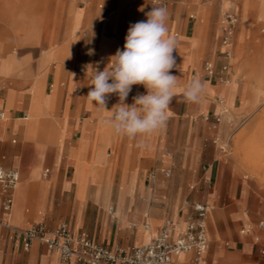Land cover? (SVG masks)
<instances>
[{
	"label": "crops",
	"instance_id": "1",
	"mask_svg": "<svg viewBox=\"0 0 264 264\" xmlns=\"http://www.w3.org/2000/svg\"><path fill=\"white\" fill-rule=\"evenodd\" d=\"M25 3L17 0L15 6H4L0 2V114L3 115L0 163L19 172L10 224L23 227L41 220L53 228L60 221H66L74 234L86 232L109 247L141 245L158 233L165 219L184 221L192 203L200 201L211 205L206 218L209 246L202 264H264V230L256 226L264 218V178L254 171L252 164L255 166L256 160L243 148L247 139L253 140L252 132L259 119L251 92L245 97L240 92L236 107L235 81L230 85L229 80L224 83L201 74L196 76L190 73L191 64L175 67L171 72L177 76V86L166 126L135 139L117 134L104 123L109 113L98 110L86 98L89 88L93 87L89 85L93 68L97 62H101L98 70L107 66L104 45L98 47L95 58L100 38L96 36L97 13L86 9L83 17L72 16L70 10L80 8L75 6V0H52L53 9L47 10L44 18H30L25 12ZM248 3L240 16L242 33L249 27L248 13L259 8ZM98 6L103 8L102 3ZM228 9L234 10L238 18L234 6L229 5ZM149 10L143 9L125 18L124 34L111 36L113 54L118 48L123 49L130 24L146 20L145 13ZM113 12L110 10L109 14ZM214 12L218 14V9ZM257 20L264 22L262 17ZM57 21L60 40H67L56 49V37L49 26ZM80 21L89 29V34L77 43L70 36V28ZM40 24H45V28L38 34ZM220 24L221 19L217 30L216 21L206 23L205 36L200 23L191 22L182 14L178 18L168 17V31L176 25L179 30L178 48L173 52L176 65L183 60L192 62L200 54L207 57L214 54L210 61L219 65ZM216 37L217 48L213 51ZM17 38H25V44L30 45L21 48H38L37 55L33 57L27 51L17 56L18 59L8 56L11 45L17 46ZM36 38H43V49L31 45ZM234 39L235 35L228 78L232 74ZM187 46H190L189 53L184 51ZM74 49L71 62L67 55ZM51 60L57 63L48 64ZM75 66L83 72L73 71ZM193 79H200L205 85L199 102H188L184 96L186 85ZM146 91L143 85H133L125 103L131 105L133 97ZM116 103L118 96L111 94L107 110ZM227 107L234 110L229 112ZM217 113L230 115L222 118L219 125L223 133L228 131L227 126H231L236 113L242 118L254 114L251 128L244 127L236 133V153H242L236 158V166L221 162L212 140L217 133L200 118L202 114ZM201 164L209 165L204 173ZM116 165L119 187L114 194ZM164 168L171 170L169 178L163 176ZM151 171H156L155 181L146 185L141 178L146 179L145 175ZM238 172L244 180L233 199L231 184L240 181ZM204 175L209 184L202 182ZM192 182L195 184L190 185ZM226 182L229 186L223 189ZM220 200L230 203L220 207ZM153 201L163 206L158 207ZM111 202L115 209L109 205ZM134 221L141 222L137 236L136 227L130 226ZM248 224L252 228L242 233L241 229ZM178 259L190 263L192 254H180ZM0 264H59V257L57 252L37 243L28 251L22 250L12 242L8 230L0 226Z\"/></svg>",
	"mask_w": 264,
	"mask_h": 264
},
{
	"label": "rangeland",
	"instance_id": "2",
	"mask_svg": "<svg viewBox=\"0 0 264 264\" xmlns=\"http://www.w3.org/2000/svg\"><path fill=\"white\" fill-rule=\"evenodd\" d=\"M25 1L26 3L24 9L26 14L30 18L37 17L39 19L41 16L44 18L43 15L45 14V12L47 10L53 9L52 0H25ZM82 1L83 0H75V6L80 8L73 7L72 10H70V14L72 16L75 14L77 16L83 17L86 9L90 12L95 11L97 13L98 26L96 30V36L97 37L100 36V38L97 45L95 58L97 56L98 47L100 45L101 46L104 45L103 52L106 54L105 66L108 64L109 58L112 55H114L111 50L112 43L114 40L111 36H119L124 34L125 32L124 30L126 26L125 18L128 15H135L138 12H142L140 10L141 8L151 9L153 6L159 7L158 5L153 3L152 0H88L84 4L81 3ZM161 1H165L168 5V10H167L168 17L177 16L178 18L182 14L185 19L191 22L196 21L200 23L201 26L204 28L205 36H206V31L208 30V28L206 29L207 26H205L206 23L211 21V24H214V22L216 21V27L218 30L222 13L227 9V7L229 5L234 6L238 10V18L236 24L237 29L235 32V39L233 43L234 51H233V60H232V68H231L232 74H231V78L228 79L230 81V85L234 84V81L236 82V107H238L240 92L241 95L245 97L248 95L249 91L255 87V81L253 79H249L247 74L250 73L252 70V73L255 76L264 79V48L257 46L258 42L264 40V31H262V28H264V24H260L264 22L262 21L259 22L257 20L259 17H262V19H264V0H259L257 2L256 6L259 7L258 9L248 13L249 14L248 19L250 20L249 27L246 30H244L243 33L240 30V16L245 11L244 10L245 5L248 2L254 0H161ZM0 2H2L4 6L6 5L15 6L14 4L17 2V0H0ZM100 3L103 4V8H99L98 5ZM217 9H218V14L214 12ZM110 10H114V12L112 14H109ZM199 17L202 18L203 21H200ZM109 19L111 20L112 23L108 21ZM44 28H45V24H40L39 28L37 29V33L40 34V32L44 30ZM49 30H52L53 34L56 37L55 48L57 49L61 47L67 39L60 40L59 32H58V21L55 22L53 25L49 26ZM168 32L172 36H174V33H178V36L175 38L177 39L179 37V30L177 25L174 26L172 29H170ZM88 34H89V29L87 27H83L81 21L76 25L71 24L70 36L76 39L77 43L80 41L81 37L86 38ZM25 40H26L25 38H17L15 41L17 46L13 44L11 45L10 50L12 52L8 54V56L18 59L17 56H21L25 52L31 51L33 57H35L39 52V49L29 48V47L21 48L24 46H30L25 44ZM217 43L218 41L216 37L212 49L213 51L216 50ZM43 44H44L43 38H36L35 43L31 45H38L40 48L43 49ZM184 51L186 53H189V51H191L190 46L185 47ZM74 53H75V49L71 50L67 55V59H69L71 62ZM213 58H214V54L211 57H207L206 55L200 54V57H196L194 61L189 62L188 60H183L181 64L177 65V67L185 68L186 66H188V64H191V67L193 68L190 73H195L196 76H198L201 74L202 62L205 59L212 60ZM56 63L57 61L55 60H51L48 62V64H53V66ZM76 67L77 66H75L72 70L75 71ZM259 103L264 105V102L262 101H260ZM227 109L229 112L234 110L229 107H227ZM253 115L254 114H252L250 117L242 118L241 115H238L236 113L235 115L236 118L234 120H231L230 123L231 126H227L228 127L227 132L223 133L220 127L218 128V130H215L217 134L214 136L212 140H214L215 138L217 139L216 143L213 144H216L217 146V154L222 163H225L226 165H230L234 163L236 166V158L239 159L242 156L241 152L236 153V133H238L244 127H247L248 129L251 128V121H252L251 119ZM224 117L229 118L230 115L228 113H224L222 115V118ZM207 125L209 126L208 123ZM220 146H223L225 148L224 152H222L219 149ZM202 165L205 164H201V169H202ZM118 172H119V167L116 165L114 169V182H113L114 194L116 193L119 187ZM155 172L156 171L148 172L145 175L146 179H144L143 177L141 178L142 182H145L146 185L151 184L152 181L149 180V176L151 173H155ZM237 175L240 181L237 180V183L236 181H234L231 184L234 191L233 199H236V189L240 187L241 181L243 182L244 180L242 178L241 173L238 172ZM194 184H195L194 182L190 183V185H194ZM227 185H228L227 182L224 183L223 189ZM217 188L218 186L216 185V190ZM96 193H99L98 190ZM151 203L157 205L158 207L163 206V204H161L160 202L153 201ZM229 203L230 202L228 200H220V203L218 205L222 207L228 205ZM109 205H113L115 209L114 202H111ZM209 207H211V205ZM95 211L96 208L94 209V212ZM208 218H210V213L208 215ZM40 221L41 220L37 222ZM34 223L36 222H30L28 226ZM43 223H45V221ZM130 226L136 227V236H137L140 233L139 230L141 229V222L134 221L132 224H130ZM208 238L210 239L209 233H208ZM131 245H133V243L129 244L128 246H121L120 244L118 246L120 248L127 249Z\"/></svg>",
	"mask_w": 264,
	"mask_h": 264
},
{
	"label": "built area",
	"instance_id": "3",
	"mask_svg": "<svg viewBox=\"0 0 264 264\" xmlns=\"http://www.w3.org/2000/svg\"><path fill=\"white\" fill-rule=\"evenodd\" d=\"M153 3L159 7L167 4L161 0ZM237 15L234 10L222 13L220 24V50L218 58L220 64L205 60L202 64L201 75L221 82L228 80L230 60L232 58V42L235 35ZM264 31V28H262ZM82 73V68L76 69ZM0 118L3 115L0 114ZM201 120L208 123L211 129L218 130L222 114H202ZM217 139L213 140L216 143ZM219 149L224 152L225 148ZM209 168L208 164L202 165L203 173ZM164 177L171 176V170H161ZM155 173H151L149 180L154 182ZM19 179L16 169L6 168L0 163V226L8 230L10 239L28 251L34 243L44 246L47 250L57 252L59 264H202L203 255L208 249L209 240L206 233V218L209 205L196 201L191 205V212L182 223L167 218L164 220L157 234L141 245L125 248L119 246L109 247L97 242L86 232L74 234L66 221H60L51 228L43 222L31 224L26 227H16L10 224L8 216L13 206V192ZM202 182L209 184V179L204 175ZM110 208L109 212L112 213ZM257 228L264 230V218L256 222ZM248 224L241 229L242 233L251 229ZM256 239H258L256 237ZM264 251V250H262ZM180 254H192L190 263L178 259Z\"/></svg>",
	"mask_w": 264,
	"mask_h": 264
},
{
	"label": "clouds",
	"instance_id": "4",
	"mask_svg": "<svg viewBox=\"0 0 264 264\" xmlns=\"http://www.w3.org/2000/svg\"><path fill=\"white\" fill-rule=\"evenodd\" d=\"M145 16L146 20L130 24L123 49L116 50L103 70H98L101 62H97L89 83L93 87L86 96L98 110L109 113L104 121L107 126L132 139L166 126L177 86V76L171 70L177 67L173 52L178 41L168 33V11L153 6ZM133 85H143L147 91L133 97L129 105L125 101ZM204 89L200 79H193L186 85L184 96L188 102H199ZM111 94L118 96V103L107 110Z\"/></svg>",
	"mask_w": 264,
	"mask_h": 264
},
{
	"label": "bare ground",
	"instance_id": "5",
	"mask_svg": "<svg viewBox=\"0 0 264 264\" xmlns=\"http://www.w3.org/2000/svg\"><path fill=\"white\" fill-rule=\"evenodd\" d=\"M258 1L259 0H254L248 3V5H252V4L257 5ZM257 46L264 48V40L258 42ZM247 76L249 77V79H253L255 81V87L252 88L249 92H251L253 96L252 97L253 108L256 107L255 110L259 111L258 113L259 119L257 120L256 128L252 132L253 140L250 139L251 140L250 141L249 139H247L245 142L246 146H243V148L245 147L246 153L249 155H252V157H254L253 160H256V163H255L256 167L253 166L252 163H250L252 164V168L254 169V171H256L259 175L261 173L260 177L264 178V105L259 103L260 101L264 102V79H261L255 76L252 73V70L250 73L247 74ZM227 82L228 81H225L224 83H227ZM249 155H247L248 158H249ZM250 162H252V160ZM18 182H19V179H18ZM18 182L15 186V189L18 185ZM10 216H11V213L8 216L9 221H10ZM175 221H178V220H175ZM178 222L182 223V221H178ZM23 227H26V226H23Z\"/></svg>",
	"mask_w": 264,
	"mask_h": 264
}]
</instances>
